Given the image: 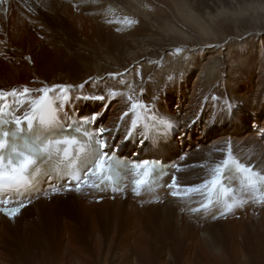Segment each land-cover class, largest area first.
<instances>
[{"label":"bare ground","instance_id":"1","mask_svg":"<svg viewBox=\"0 0 264 264\" xmlns=\"http://www.w3.org/2000/svg\"><path fill=\"white\" fill-rule=\"evenodd\" d=\"M80 2L14 0L8 12L0 9V89L22 90L27 85L35 91L44 84L75 86L87 82L86 87L93 94L114 98L103 115L104 119L109 114L106 126L112 120L118 121L127 110L129 95L140 101L143 97L153 99L166 93L168 102L162 106L172 112L177 122H189L203 112L208 127L211 126L205 128L207 136L195 138L196 143L195 134L187 133L184 137L186 146L191 148H186L189 152L179 163L184 166L176 174L179 185H198L210 178L209 170L225 158L222 147L231 135L238 156L264 173V138L258 132L252 133L251 124L245 121L243 130L239 126L224 131L217 129L226 124L231 109L239 108L244 115L264 110V15L243 17L240 12L230 11L226 2L215 12L211 0H105L100 3H104L109 14L93 15L95 12ZM46 8L54 11L53 17L67 35L70 32L63 26L65 22L83 42L96 40L103 46L98 48L92 64L77 68L58 61V46L55 47L51 29L41 12ZM116 10L121 14L117 15ZM128 20L136 23L129 24ZM112 90L120 95L110 96ZM38 95L29 97V101ZM92 108L86 106L87 110ZM195 128V125L191 127L194 133ZM199 129L203 131L201 126ZM195 145L200 146L194 148ZM181 149L185 151L184 147ZM157 194L138 198L127 193L117 195L114 200L104 197L96 201L103 196L80 190L69 192L66 197L54 195L50 202L52 206L62 202L70 206L68 209L75 208L79 215L72 212L76 217L66 218L68 222L82 221L83 216L95 212H113L115 220L109 234L105 236L98 224L92 229L99 250V261L95 264H145L157 248L160 257L156 264H264V206L251 203L227 217L204 219L183 199L168 197L164 189ZM161 198L165 200L157 201ZM46 205L47 201L40 198L13 219L0 214V239L9 235L12 241L19 240L14 246L27 253L26 258L21 257V250L16 255L0 252V264H24L22 260L28 264L50 263L47 262L50 251H46L51 246L49 236H25L27 226L21 229L12 226L28 213L37 217ZM119 216L125 220L124 227L117 222ZM155 218L160 219L159 229L151 232L145 223L152 224ZM74 223L63 225L60 238L63 243L60 241L56 260L50 264H94L85 255V249L73 242ZM217 224H222L230 234L229 243L211 234ZM12 231H18L19 238ZM56 232L53 229L51 234L55 236ZM97 237H101L100 241ZM38 246L43 250L40 253L35 251Z\"/></svg>","mask_w":264,"mask_h":264},{"label":"snow or ice","instance_id":"2","mask_svg":"<svg viewBox=\"0 0 264 264\" xmlns=\"http://www.w3.org/2000/svg\"><path fill=\"white\" fill-rule=\"evenodd\" d=\"M129 24L136 23L134 20H128ZM180 49H177L179 52ZM30 60V57L28 58ZM111 75V74H110ZM92 79L91 77L89 78ZM87 83V82H85ZM73 87L83 88L84 85L70 84H44L43 87L36 89L39 93L31 101L25 99L23 104L31 105L29 111L24 112L23 116L15 115L11 111L12 105L7 101L10 97L15 98L14 103H20V98H27L32 90L27 85L22 86V90L12 89L5 93L0 89V204H7L5 196L12 192H19L24 187L33 183V177L40 173V162L44 158L51 159L54 154L59 156L55 166L58 173L70 175L76 183V190L79 191L82 186L89 188H99L105 183H115V177L119 176L122 170L135 173L132 180L134 185L133 192L140 194L142 188L147 187L152 190L155 186V179L158 176L166 175L161 169L157 172L155 166L148 160L142 162H128L120 160L112 153L110 145L104 138L106 132L112 129L98 128L95 131L90 130V126L100 116V113H93L89 117L60 123V103L67 102L69 92ZM61 95H55V93ZM110 96L116 97L120 93L112 90ZM84 99L105 100L106 97L88 96ZM129 107L121 113L118 118L116 130L119 131L126 118H130V123L125 135V139H131L136 130L141 126L147 127L145 121L148 117L149 109L147 105L141 103L134 96L127 97ZM23 104L21 106H23ZM231 105H229V108ZM8 117L7 119L5 117ZM153 126L159 125L165 129H171L173 123L165 118L151 117ZM5 125H14L5 128ZM31 133V137L24 138L22 133L25 131ZM65 125L71 132H65ZM58 130V131H57ZM146 143L145 140L140 141ZM81 164H86L84 174L81 175ZM62 166V167H61ZM229 168L239 172L244 178V187L250 194V198L264 202V173L256 171L254 165H246L236 159L231 153V147L221 163L215 164L210 170V178L204 179L202 183L193 186H181L177 184L176 177H172V182L167 185L171 195L190 196L192 193H207V198L200 204V208L192 209L207 211L210 206L222 205L224 215L230 212L232 208L244 201L235 195V191L224 186L222 180L224 174ZM183 187V191L180 189ZM213 195L215 199L213 200ZM24 207L20 203L17 207L0 208L9 217L16 216L20 208Z\"/></svg>","mask_w":264,"mask_h":264},{"label":"rangeland","instance_id":"3","mask_svg":"<svg viewBox=\"0 0 264 264\" xmlns=\"http://www.w3.org/2000/svg\"><path fill=\"white\" fill-rule=\"evenodd\" d=\"M79 1H81L79 4H81L84 8L90 10L92 13L98 12L96 14L94 13L93 15H101L104 13L109 14V12L106 11L104 8V3H100V2H105V0H96V1L95 0H79ZM134 1H136V0H134ZM211 2L215 3L214 8H213L215 12H216V10L218 11V10H220V8L223 7V6L222 7L220 6L221 3L226 2V5L229 7L228 9L231 8L230 11H232L234 13L237 12V14L240 12V14L242 13L241 15L243 17H249L250 15L251 16L264 15V11H263L264 10V0H211ZM237 6H238V8H237ZM92 7L94 10L92 9ZM26 8L32 9L30 6H26ZM201 9H202V12H204V8L202 5L200 6V10ZM39 10H42V9H39ZM101 10H102V12H101ZM113 10H115V9H113ZM41 12L43 13L44 18L46 19V23H47L48 27L51 29L50 34H51L53 43H54L55 47L58 46L57 50H56L57 51L56 56H57L58 61L62 65H73L77 68H79V66L84 67V66L88 65L89 63L92 64L93 58L95 59V57H97L96 55H98V53H97V50H99L98 48L102 49L103 46L98 44V41H96V40H94V42L88 41V43L83 42L81 39H79L80 38L79 35L76 34L75 32H73V30H71V27H69V24H66V22H65L63 24V26H65V28L68 27L67 29L70 32L67 35V33H65V31L60 29L62 27V25L60 24V22H58V19L55 20V18L53 17L55 15V13H54V11H52V9L46 8V9H43ZM244 12H245V14H244ZM115 13L117 15L121 14V12L118 10H116ZM69 34H71V35H69ZM71 36H72V38H71ZM55 37H56V39H55ZM147 37H149V36H147ZM69 40H70V42H69ZM72 41H73V43H72ZM114 42H116V41H114ZM61 203L55 202L54 206H52L53 203L50 201H47L48 205L44 206L45 207V208L43 207L44 209L41 207L40 213L37 217H36V215H32L31 213L30 214L28 213L23 218L19 219L15 223H13L12 226L14 227V225H16V226H18L19 229L27 226L25 236H31V235L34 236V234L40 238H42V235L49 236L50 237L49 244H51L52 247L49 246L46 250V251H50V252H48V255L50 254V260H48L47 262L52 263L53 260L55 261L56 257H57V247L60 248L62 243H63V241H61L62 240L61 237L63 235V232H62L63 231L62 230L63 225L65 224V222L68 225L75 222L74 224L76 225V227L73 226L72 232H71V237L73 239V242L75 244H77L78 246L84 248L85 249V252H84L85 255L87 257H89L94 264L97 263L99 261V258H98L99 250H97V248L95 246L96 236L93 235V234L96 235V232H92V229L95 227V225L98 224L97 227H99L100 231L105 236H106V234H109V229H110L113 221L115 220L114 214H112L113 212L112 211H107L108 213L95 212V215L83 216L85 221L84 220H82V221L72 220L73 222L72 221L68 222V221H66V218L75 219L78 212H76L75 208H74V210L72 207H71V209H68V208H70L69 205L62 203L63 205H65V206H63V205H61ZM56 204H58V205H56ZM63 207H65V208H63ZM59 208L62 211H60ZM63 209H65L67 211H64ZM63 211L65 213L69 212L68 215L65 214ZM71 213L72 214L76 213V216H73ZM61 214L62 215L64 214V215L62 216ZM69 214H71V215H69ZM30 215L33 217H31ZM122 218H123L122 216H119L117 218V222L119 223L120 227H124V224H125L124 223L125 220H124V218L123 219ZM32 220L34 221V223ZM159 220H160L159 218H155L152 220L153 221L152 224H150V222L145 223V227L147 229H149L151 232L157 228L159 229V227L157 225L159 223ZM88 221L90 222V224L87 223ZM85 222L87 224H85ZM216 226L217 227H214L211 230V232H212L211 234L216 239L222 240L225 243H229L230 234L227 231H225V229L223 228L224 226L222 224H217ZM47 227H48V229H47ZM46 229L48 230V234H47ZM53 229L55 231H57L55 236H53L51 234V231ZM39 232L41 234H39ZM13 233H15V234H13ZM12 234L19 238L18 231H12ZM4 237L5 238L0 239V247H1L0 252H2L3 254H9V253L11 254L12 253V255H16L18 252L20 253L23 250V248H20V250H21L20 251L19 248L16 249V247H15L16 246L15 244H17L19 242V240L18 241H12L10 239L9 235H6ZM60 238H61V240H60ZM97 238L100 241L101 237H97ZM102 238H105V237H102ZM1 240H3V242ZM159 241L163 242L160 239H159ZM2 243H5V244L2 245ZM34 246H35V244H34ZM38 249H36L35 251H37V252L39 251V253H40V250L42 249V247H39ZM16 250H17V252H16ZM41 251H43V250H41ZM159 251H160L159 248H157V250H154L152 259L145 262V264L150 263V262H151V264H156V262L158 261V259L160 257ZM21 253H22V254H20L21 257H22V255H24L27 258V255H26L27 253H24L23 251ZM22 262L24 264L25 263L28 264L26 260L25 261L22 260Z\"/></svg>","mask_w":264,"mask_h":264}]
</instances>
